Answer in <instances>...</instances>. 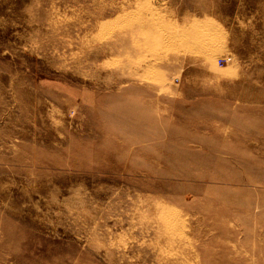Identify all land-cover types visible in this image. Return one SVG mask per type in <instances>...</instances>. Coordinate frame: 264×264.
Here are the masks:
<instances>
[{"label": "rangeland", "instance_id": "374dc122", "mask_svg": "<svg viewBox=\"0 0 264 264\" xmlns=\"http://www.w3.org/2000/svg\"><path fill=\"white\" fill-rule=\"evenodd\" d=\"M0 264H264V0H0Z\"/></svg>", "mask_w": 264, "mask_h": 264}]
</instances>
